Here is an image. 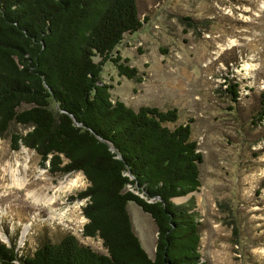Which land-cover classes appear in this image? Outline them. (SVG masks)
Returning <instances> with one entry per match:
<instances>
[{
  "label": "trees",
  "instance_id": "16d2710c",
  "mask_svg": "<svg viewBox=\"0 0 264 264\" xmlns=\"http://www.w3.org/2000/svg\"><path fill=\"white\" fill-rule=\"evenodd\" d=\"M148 20L136 0H0V135L35 152L53 175L81 173L87 188L82 236L97 238L105 253L72 235L19 254L0 242V264H207L199 252L200 224L192 207L174 200L198 191L202 155L191 120L176 108L134 110L113 100L103 78L110 62L119 77H137L116 48ZM98 59V61H96ZM227 84L237 103L239 85ZM264 123V91L251 117ZM127 203L156 228L153 257L134 234Z\"/></svg>",
  "mask_w": 264,
  "mask_h": 264
},
{
  "label": "rangeland",
  "instance_id": "374dc122",
  "mask_svg": "<svg viewBox=\"0 0 264 264\" xmlns=\"http://www.w3.org/2000/svg\"><path fill=\"white\" fill-rule=\"evenodd\" d=\"M136 4L139 18L148 21L126 34L116 50L137 77H119L107 62L102 78L112 86V99L134 110L176 108L179 124L192 121L191 138L202 155L200 187L174 203L196 214L202 260L264 264V123L251 124L264 91V0ZM226 80L239 85L236 104ZM27 130L13 124L0 135V164L19 159V174L27 175L26 192L32 195L11 188L8 177L0 184V242L30 255L46 241L72 235L80 245L105 253L100 239L82 236L86 200L77 195L88 186L85 177L53 175L34 151L22 145L14 150L12 135ZM126 209L134 234L152 258L155 225L134 203Z\"/></svg>",
  "mask_w": 264,
  "mask_h": 264
},
{
  "label": "bare ground",
  "instance_id": "6f19581e",
  "mask_svg": "<svg viewBox=\"0 0 264 264\" xmlns=\"http://www.w3.org/2000/svg\"><path fill=\"white\" fill-rule=\"evenodd\" d=\"M20 160L16 159L14 165H12L10 162H7L6 164H0L2 166L1 171V179L0 184L3 185L5 183L6 177H8V180H10V187L15 189V191H22L26 192L28 187L31 184H27V175L20 176L19 174V167H20ZM15 167V169H13ZM26 168V167H25ZM26 171V170H25ZM9 186V185H8ZM7 188V187H5ZM29 196H32L30 193L26 192ZM35 202H39L38 199H34ZM48 206L52 204V200H47L46 203Z\"/></svg>",
  "mask_w": 264,
  "mask_h": 264
}]
</instances>
